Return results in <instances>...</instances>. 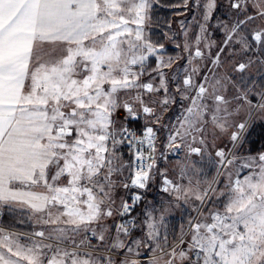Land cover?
<instances>
[{
	"label": "snow or ice",
	"instance_id": "obj_1",
	"mask_svg": "<svg viewBox=\"0 0 264 264\" xmlns=\"http://www.w3.org/2000/svg\"><path fill=\"white\" fill-rule=\"evenodd\" d=\"M0 264H264V0H0Z\"/></svg>",
	"mask_w": 264,
	"mask_h": 264
},
{
	"label": "rangeland",
	"instance_id": "obj_2",
	"mask_svg": "<svg viewBox=\"0 0 264 264\" xmlns=\"http://www.w3.org/2000/svg\"><path fill=\"white\" fill-rule=\"evenodd\" d=\"M168 1H169V2H168ZM175 2H176V0H162V3H163V4H166V5H167V4H172V3H175ZM158 14H159V16L161 17V19H163V18H171V19H173L174 21H178V20H180V19H184V17L174 16V15H173V11H172L171 9L167 8V7H162V8H160V9L158 10ZM190 15H191V14H189V18H190ZM174 27H177V25H176L175 23H174ZM170 50H171V49H170ZM260 135H261L260 130L257 129L256 135L254 134V138H255V140L257 139L258 142H259V137H260ZM257 136H258V138H257ZM258 142H257V143H258ZM257 146L259 147L260 144L258 143ZM153 195H155V193L150 194L149 199H151ZM175 223H177V224L179 223V217L176 218Z\"/></svg>",
	"mask_w": 264,
	"mask_h": 264
},
{
	"label": "trees",
	"instance_id": "obj_3",
	"mask_svg": "<svg viewBox=\"0 0 264 264\" xmlns=\"http://www.w3.org/2000/svg\"><path fill=\"white\" fill-rule=\"evenodd\" d=\"M168 2H169V1H168ZM256 132H257V131H256ZM256 132H255V133H253L252 140H253L254 142H256V143H257V142H258V140H257V139L255 140V138H254V134L256 135ZM257 138H258V136H257ZM258 143H259V142H258ZM258 143H257V145H258Z\"/></svg>",
	"mask_w": 264,
	"mask_h": 264
}]
</instances>
